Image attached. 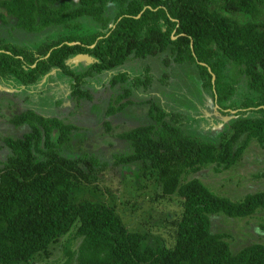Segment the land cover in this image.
<instances>
[{
	"label": "trees",
	"instance_id": "1",
	"mask_svg": "<svg viewBox=\"0 0 264 264\" xmlns=\"http://www.w3.org/2000/svg\"><path fill=\"white\" fill-rule=\"evenodd\" d=\"M0 7L16 27L47 35L32 48L0 39V80L31 87L54 72L68 77L71 96L83 100L90 98L89 83L114 73L111 87L127 86L107 110L113 117L132 105L124 99L148 91L153 82L149 69L134 78L121 69L166 54L167 66L169 59L196 66L223 114L241 110L218 146L186 134L183 115L156 103L148 110L151 124L119 134L132 153L118 156L117 164H142L145 176L161 187L158 198H181L171 247L149 245L148 235L130 231L112 207L72 203L73 189L90 182L89 173L101 166L95 156L65 154L74 126L34 111L15 117L13 123L28 125L30 132L6 140L10 154L0 163V264H45L59 245L60 264H264V245L233 253L227 236L211 231L213 215L247 218L264 211V190L233 201L197 178L182 182L209 166L230 169L252 140L264 147V0H0ZM146 7L151 9L143 12ZM73 42L79 44H68ZM80 54L94 63L68 64ZM239 76L248 89L242 102ZM250 108L253 115L247 116Z\"/></svg>",
	"mask_w": 264,
	"mask_h": 264
},
{
	"label": "rangeland",
	"instance_id": "2",
	"mask_svg": "<svg viewBox=\"0 0 264 264\" xmlns=\"http://www.w3.org/2000/svg\"><path fill=\"white\" fill-rule=\"evenodd\" d=\"M14 27L15 22L0 7L2 37L19 40L22 44L30 41L31 47L45 40L43 34H32ZM166 56L161 54L145 60H132L121 69L132 78L144 75L149 69L153 82L148 91H137L130 98L124 99L123 102H131L132 105L113 117L106 115L107 110L127 86L111 87L110 80L114 73L104 74L89 83L85 90L90 98L83 100L71 96L70 79L53 73L33 88L36 89L34 92L24 95L23 100L18 99L15 103L19 109L34 108L45 116L56 117L64 124L74 126L72 141L64 151L66 155L78 157L86 154L100 160L101 166L89 173L90 182L82 181L71 192L72 203H99L114 208L126 227L133 232L146 233L148 244L153 247L173 246L176 236L174 223L183 212L181 198L177 194L158 198L161 187L155 177L145 176L147 170L142 164H117L118 156L132 153L130 144L120 139L119 134L151 124L148 110L153 103L167 112L181 113V125L186 134L217 146L222 136L229 131L231 123L240 117L236 113L224 116L218 112L214 92L202 86L195 65L175 64L169 59L170 64L167 66L163 62ZM238 79L239 101L242 102L248 89L245 79L242 76ZM14 93L15 89L9 88V84L1 83L0 162L10 154L3 140L10 135V119L16 114L11 107ZM6 107L10 109L9 115L6 114ZM251 109L243 111L250 112ZM252 115L251 112L247 114ZM27 131L25 128H14L11 134L21 137ZM194 178L199 179L216 195L233 201L242 200L248 194L264 190V147L252 140L242 158L230 169L218 171L215 166H209L198 173H188L182 182ZM211 222V231L227 236L233 253L252 244L264 245V211L247 218L213 215ZM53 252L54 255L45 264L64 262L60 245Z\"/></svg>",
	"mask_w": 264,
	"mask_h": 264
},
{
	"label": "flooded vegetation",
	"instance_id": "3",
	"mask_svg": "<svg viewBox=\"0 0 264 264\" xmlns=\"http://www.w3.org/2000/svg\"><path fill=\"white\" fill-rule=\"evenodd\" d=\"M14 28H16V29H21V28H18V27H14ZM9 31L10 32H12V30L11 29H9ZM33 34V33H32ZM44 37H46L47 35H43ZM0 39L2 40V42L3 43H5V44H9L10 46H16V47H18V48H24V47H28V48H32L31 47V45H30V41H27V42H25V44H22V42H20L19 40H17L16 41V39H8V38H6V37H2L1 35H0ZM34 40V39H33ZM1 52H3V51H1ZM21 59H22V57H20ZM82 65H84V64H82ZM34 67V66H33ZM48 76L49 75H47L44 79H47L48 78ZM62 77H64V78H68V77H66V76H62ZM43 79V80H44ZM69 79V78H68ZM42 80V81H43ZM41 81V82H42ZM40 82V83H41ZM1 83L2 84H5V85H8L9 84V88H11V89H15V92L16 93H14V97L12 98V101H11V107H12V109L13 110H15L16 111V114L10 119V125H9V129L7 128L8 127V125H6V128L8 129V133L10 132V135L8 136V137H5L4 138V140H3V142H4V147L5 148H8L7 146H6V140L7 139H14V140H16V139H20V138H23L24 137V135L25 134H27V133H29L30 132V128H29V126L28 125H26V124H24V125H21V126H17L15 123H13V119L15 118V117H17V116H19V115H21V114H23L24 112H27V111H34L35 113H37V114H39V115H42V116H44V117H47L48 118V116H45V115H43V114H41V113H39V111H36L34 108H30V109H24V110H22V109H19V107L17 106V105H15V103H16V100H18V99H20V100H23V98H24V95H26V94H28L29 95V93H31V92H34V90H36V89H33V88H36V86H38V85H36V86H31V87H26V86H19V85H17V84H15L14 83V80H6V79H3V80H0V85H1ZM8 83V84H7ZM10 92H11V90H9ZM213 92H215L214 90H213ZM72 94V93H71ZM214 95H215V101H216V106H218V112L219 113H221L222 115H224V116H228V115H225V114H223L221 111H220V107H219V105H218V103H217V95H216V93H214ZM7 108V107H6ZM8 109V108H7ZM9 111H10V109H8V112L6 113V114H8L9 115ZM225 111V113L226 114H229L230 115V113H233L232 111L233 110H230V109H227V110H224ZM237 111V116H239V113H240V111L241 110H236ZM53 118H56V117H53ZM231 127V126H230ZM21 129V128H25V129H28V131L27 132H25L24 134H22V136L21 137H15V136H12V130L13 129ZM10 151V150H9ZM8 156V155H7ZM7 156H6V158H7ZM6 161V159L3 161V162H5ZM0 163H2V162H0Z\"/></svg>",
	"mask_w": 264,
	"mask_h": 264
},
{
	"label": "water",
	"instance_id": "4",
	"mask_svg": "<svg viewBox=\"0 0 264 264\" xmlns=\"http://www.w3.org/2000/svg\"><path fill=\"white\" fill-rule=\"evenodd\" d=\"M151 9V7H146V8H144V10H143V12L146 10V9ZM142 12V13H143ZM142 13L141 14H139L136 18H139L141 15H142ZM100 39H102V37H100L98 40H100ZM172 39L173 40H175L176 39V37H172ZM69 45H77V44H79L78 42H73V43H68ZM95 45H93V46H91V48H93ZM191 46H192V49H193V42L191 43ZM83 63H87V64H92V63H94V59L92 58V57H90L89 55H83V54H80V55H77L76 57H74L73 59H71L70 61H69V65H71V66H79L80 64H83ZM200 65H202V66H207L205 63H200V62H198ZM209 69V71L211 72V69L210 68H208ZM54 73V72H53ZM52 73V74H53ZM212 73V72H211ZM55 74V73H54ZM50 76V75H49ZM212 76H213V85L215 84V80H216V77H215V75L212 73ZM217 108H218V106H217ZM252 110V109H251ZM233 113H237V111H232Z\"/></svg>",
	"mask_w": 264,
	"mask_h": 264
}]
</instances>
